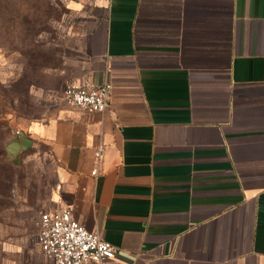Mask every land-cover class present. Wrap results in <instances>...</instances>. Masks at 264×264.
I'll use <instances>...</instances> for the list:
<instances>
[{
    "label": "crops",
    "instance_id": "obj_1",
    "mask_svg": "<svg viewBox=\"0 0 264 264\" xmlns=\"http://www.w3.org/2000/svg\"><path fill=\"white\" fill-rule=\"evenodd\" d=\"M95 7L44 71L62 85L43 117L8 113V159L49 157L39 207L97 230L109 264H264V0ZM71 80L110 81L108 107L66 104Z\"/></svg>",
    "mask_w": 264,
    "mask_h": 264
},
{
    "label": "rangeland",
    "instance_id": "obj_2",
    "mask_svg": "<svg viewBox=\"0 0 264 264\" xmlns=\"http://www.w3.org/2000/svg\"><path fill=\"white\" fill-rule=\"evenodd\" d=\"M105 1L13 0V7L19 23L25 16L31 25H41L42 30L35 38L39 44L37 48L42 49L49 59L47 68L55 69L61 66V56L66 54L64 46L74 42L72 32L84 28L87 15L98 11L95 6ZM20 11H24L21 17ZM6 17L0 14V24L7 20ZM28 49L21 35H7L0 29V83L9 90L25 74V86H20L23 99L19 104L21 113L4 102L2 105L0 121L7 125V134L10 132L8 113L41 119L62 85L61 75L44 73L45 69L32 77L29 66L26 67ZM32 86L35 95L30 94ZM12 165V186L5 198L7 204L0 208V264H54L40 251L36 242L37 220L42 211L39 206L49 198L55 182L46 149L41 144L28 149L19 164Z\"/></svg>",
    "mask_w": 264,
    "mask_h": 264
},
{
    "label": "built area",
    "instance_id": "obj_3",
    "mask_svg": "<svg viewBox=\"0 0 264 264\" xmlns=\"http://www.w3.org/2000/svg\"><path fill=\"white\" fill-rule=\"evenodd\" d=\"M111 87L108 80L97 86L71 80L65 83L62 97L68 105L104 111L109 105ZM94 156L96 161L101 159V148L95 150ZM97 172V168L91 171L93 175ZM36 242L54 264H109L117 251V247L104 240L97 230H90L75 219L69 208L39 213Z\"/></svg>",
    "mask_w": 264,
    "mask_h": 264
},
{
    "label": "trees",
    "instance_id": "obj_4",
    "mask_svg": "<svg viewBox=\"0 0 264 264\" xmlns=\"http://www.w3.org/2000/svg\"><path fill=\"white\" fill-rule=\"evenodd\" d=\"M0 14L3 17L5 14L7 20L0 24V29L4 30V33L7 35L10 34H19L22 36L23 41L29 46L27 52V63L26 67L29 66L32 77L38 74L42 69H46L50 66L49 59H47L46 54L42 49L37 48L36 36L39 31L42 30L40 24L38 26L31 25L28 20L25 19V16L22 21L19 23V19L16 14V10L13 7V0H2L0 4ZM13 8V9H12ZM20 17L24 15V11L19 12ZM34 28V29H33ZM36 43V45L34 44ZM25 74L15 82L13 88L6 90L3 88V85L0 83V119L2 114V105L3 102L8 104L16 112L21 113L20 103H22V92L20 90L25 86ZM33 83V81H29ZM28 82V83H29ZM7 134V125L0 121V208L7 204L5 199L8 195V191L12 186V163L8 160L6 147H5V138Z\"/></svg>",
    "mask_w": 264,
    "mask_h": 264
}]
</instances>
